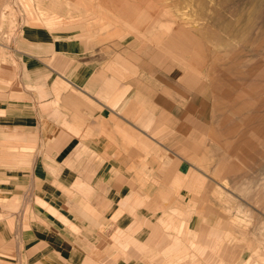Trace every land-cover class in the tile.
Returning <instances> with one entry per match:
<instances>
[{"label":"rangeland","instance_id":"1","mask_svg":"<svg viewBox=\"0 0 264 264\" xmlns=\"http://www.w3.org/2000/svg\"><path fill=\"white\" fill-rule=\"evenodd\" d=\"M70 31L105 35L151 66L138 76L168 82L169 126L146 156L184 158L170 190L183 189L197 214L180 220L185 229L163 225L170 244L153 247V260L264 264V0H0V105L34 110L22 36ZM9 128L0 121V207L18 211L40 137Z\"/></svg>","mask_w":264,"mask_h":264},{"label":"crops","instance_id":"2","mask_svg":"<svg viewBox=\"0 0 264 264\" xmlns=\"http://www.w3.org/2000/svg\"><path fill=\"white\" fill-rule=\"evenodd\" d=\"M104 36H22L34 112L7 100L0 121L38 134L40 148L23 206L0 207V264H160L152 250L170 244L163 225L185 229L190 221L180 220L197 214L183 189L170 190L184 158L146 156L169 126L167 80L155 78V88L136 73L151 66Z\"/></svg>","mask_w":264,"mask_h":264}]
</instances>
